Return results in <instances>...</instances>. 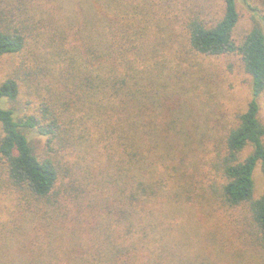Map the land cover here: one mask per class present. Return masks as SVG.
Listing matches in <instances>:
<instances>
[{
  "label": "trees",
  "instance_id": "trees-1",
  "mask_svg": "<svg viewBox=\"0 0 264 264\" xmlns=\"http://www.w3.org/2000/svg\"><path fill=\"white\" fill-rule=\"evenodd\" d=\"M218 1L221 15L206 19L189 0H0V58L33 53L18 69L26 78L0 83V164L44 219L22 258L0 264H264V191L254 196L264 13L242 0L257 20L238 39L239 0ZM168 41L237 54L251 80L246 109L213 144L209 167L224 179L216 197L188 169L193 133L178 95L196 84L166 76ZM21 83L24 111L14 107ZM242 207L245 247L220 221ZM182 211L197 219L175 222Z\"/></svg>",
  "mask_w": 264,
  "mask_h": 264
},
{
  "label": "rangeland",
  "instance_id": "rangeland-1",
  "mask_svg": "<svg viewBox=\"0 0 264 264\" xmlns=\"http://www.w3.org/2000/svg\"><path fill=\"white\" fill-rule=\"evenodd\" d=\"M195 9L208 13L206 19L212 17L218 18L221 15V6L218 0H189ZM256 6L261 13H264V0H248ZM209 7V8H208ZM240 21L237 26V38L239 39L250 27H252L257 18L251 12L247 5L239 0ZM212 15V16H210ZM204 16V17H205ZM210 23V22H208ZM33 53L29 47L18 54H9L0 58V83L9 76H26L18 69L31 63ZM185 71V72H183ZM172 75H168L167 73ZM166 76H172V80L182 79L185 84L193 83L189 92L182 91L181 96L184 111L189 114L187 124L192 129L193 136L184 141L192 147L188 152L189 161L188 169L200 179L198 190L204 192L205 188L213 195L214 190L221 187L224 179L216 168L211 166V157L216 153L215 145L220 143L229 128L237 123V115L243 112L250 100L251 80L249 75L244 71L241 60L237 54L206 57L195 53L189 46L182 43L166 44ZM20 80V79H19ZM22 95L14 107L19 111H24L25 96L28 89L21 83ZM192 88V89H191ZM180 94V93H178ZM184 95V96H183ZM190 98L192 102L186 103ZM260 118L264 123V102L260 101ZM3 106L11 107L10 102H3ZM1 135V125H0ZM33 143L42 149L44 139L37 134H32ZM251 146H248L244 152L248 154ZM255 190L254 196L259 197L264 191V174L258 166L254 172ZM61 183L69 184L70 178H64ZM210 197V195H207ZM39 204L32 198H25V194L18 187L11 185L7 175L0 164V259L2 257L22 258L23 251L30 249V231L38 229L39 223L43 221ZM199 209V208H198ZM196 212H201L203 210ZM231 210V211H230ZM227 221L220 220L223 225L227 222L234 227V232L228 236L234 235L238 239V244L245 247L244 236L239 233L245 227L243 220L247 218L248 211L245 207L228 211H222ZM197 219L192 213L182 211L174 215V221H184L185 219ZM247 218V219H246ZM42 227V224H40ZM28 247V248H27ZM24 250H23V249ZM246 251V248L244 249ZM16 264V263H15Z\"/></svg>",
  "mask_w": 264,
  "mask_h": 264
}]
</instances>
